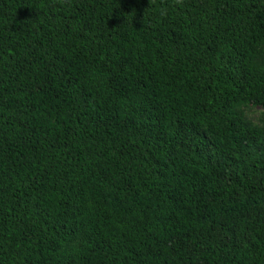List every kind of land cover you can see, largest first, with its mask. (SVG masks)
Here are the masks:
<instances>
[{
	"label": "trees",
	"instance_id": "trees-1",
	"mask_svg": "<svg viewBox=\"0 0 264 264\" xmlns=\"http://www.w3.org/2000/svg\"><path fill=\"white\" fill-rule=\"evenodd\" d=\"M0 264H264V0H0Z\"/></svg>",
	"mask_w": 264,
	"mask_h": 264
},
{
	"label": "rangeland",
	"instance_id": "rangeland-1",
	"mask_svg": "<svg viewBox=\"0 0 264 264\" xmlns=\"http://www.w3.org/2000/svg\"><path fill=\"white\" fill-rule=\"evenodd\" d=\"M250 117L253 118L255 121L259 115H262L263 109L259 106L250 107Z\"/></svg>",
	"mask_w": 264,
	"mask_h": 264
}]
</instances>
